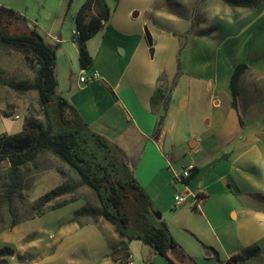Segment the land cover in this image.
<instances>
[{"label": "crops", "instance_id": "obj_1", "mask_svg": "<svg viewBox=\"0 0 264 264\" xmlns=\"http://www.w3.org/2000/svg\"><path fill=\"white\" fill-rule=\"evenodd\" d=\"M145 27L153 56L142 39L131 44L102 35L99 49L88 52L87 69L97 70L99 79L79 82L80 69L58 65L59 95L91 130L125 152L185 254L168 251L175 264H264V0H161ZM242 62L234 107L230 78ZM158 87L166 96L153 107ZM174 126L190 132L192 152L212 150L214 157L208 182L205 174L195 178L201 171L195 162L184 180L186 187L196 184V206L190 199L173 205L176 195L188 192L173 176L178 158L165 152L176 137ZM68 203L17 223L14 233L1 231L0 247L13 253L0 264H124L110 254L121 239L113 225L102 218L79 224L72 217L85 201L63 209ZM173 209L174 219L168 218ZM254 245L258 252L245 258ZM128 247L133 264H171L140 239Z\"/></svg>", "mask_w": 264, "mask_h": 264}, {"label": "trees", "instance_id": "obj_2", "mask_svg": "<svg viewBox=\"0 0 264 264\" xmlns=\"http://www.w3.org/2000/svg\"><path fill=\"white\" fill-rule=\"evenodd\" d=\"M71 1L67 0V8ZM95 4L96 0H85L74 15L81 67H88L91 63L85 47L86 41L102 28V21L108 19L109 8L105 4L104 14H91ZM0 47L21 52L29 62L34 72L32 79L7 80L4 83L19 93L36 90L43 116L41 119L35 111H31L25 116L21 131L0 134V161L3 163L5 157L7 163L6 181L0 188V202L11 206L13 196L20 188L17 168L33 161L39 152L46 150L72 168L79 177V183L95 193L99 206L85 204L73 214L72 220L79 224L97 223L102 218L111 223L121 238L111 248L110 254L114 259L126 260L129 256L128 242L132 239H140L153 246L171 264L175 263L167 255L168 251L173 254L178 251L181 256H185L167 224L154 217L151 198L135 178L125 152L104 135L91 130L75 108L59 95L54 47L43 39L35 27L27 25L24 16L3 5H0ZM245 68L244 62L237 64L230 78L231 103L234 107L239 92L238 77ZM165 96L161 88H156L151 98L152 106ZM162 118L160 115L157 125ZM240 121L242 123L241 119ZM69 190L68 184H58L45 192L38 203L45 204ZM66 203L68 202H57L53 208ZM82 217H90L91 220L80 221ZM257 252L258 247L254 245L245 250L244 256L251 258ZM12 253L8 246L0 248V257ZM238 257L239 255L232 256L228 262L231 263Z\"/></svg>", "mask_w": 264, "mask_h": 264}, {"label": "rangeland", "instance_id": "obj_3", "mask_svg": "<svg viewBox=\"0 0 264 264\" xmlns=\"http://www.w3.org/2000/svg\"><path fill=\"white\" fill-rule=\"evenodd\" d=\"M84 1L72 0L68 8L67 0H0V5L12 8L24 16L27 20V25L35 27L43 39L54 47L55 67L61 64H68L73 65V69L78 71L81 68L78 58L79 38L76 36L72 40V29H77L74 15ZM160 1L96 0L94 9L91 12L92 15L104 14V4L109 8L108 19L102 21L106 23L104 27V30H106L103 33V29H99L98 32L91 36L86 41V50L94 52L95 49H99L98 46L103 35L106 41L122 39L130 41L131 44L135 42L133 39H142L147 48V54L150 56L144 26L149 22L150 13L152 14L155 7L160 4ZM149 10L152 12H149ZM135 11L139 14L133 16L132 13ZM149 27L150 24H148L147 28ZM52 35L60 39L57 44L51 38ZM100 52L104 53L102 50ZM115 53L122 52L117 49ZM117 56L121 59L126 58L123 55ZM33 76L34 72L21 52L0 47V134H11L21 131L25 116L29 115L31 111H35L39 118H43L37 102L36 90L31 89L25 93H19L4 83L7 80L32 79ZM173 132L176 137L171 144H165V152H172L178 158L174 164L175 171L182 169L181 164L186 165L188 162H193L194 164L195 162L199 167L197 170H201L200 173L195 175V178H198V176L201 178L205 174V179L208 182L210 177L208 176L210 173L208 170H216L213 166L214 157L211 154L212 150L205 151L201 148L199 152L194 153L188 146V142L191 139L189 138L190 132H185L179 126H174ZM5 161V157L3 163L0 161V188L6 181L5 166L7 163ZM17 179L20 188L13 196L11 206L8 207L6 203L0 202V232L14 233L17 223L31 218L44 210L53 208L57 202H69V200L74 199V201L63 207V209L66 208L65 210H73L80 207L84 201L89 206H99L95 193L86 185L79 183V177L76 172L46 150L39 152L33 161L19 166L17 168ZM172 182L175 186L176 182ZM65 183L70 186L68 192L51 199L45 204L41 205L38 203V199L45 192L58 184ZM178 188L181 190L180 187ZM186 189L189 192H196L195 182H190ZM187 204H189V200H187ZM154 210L161 213L159 209ZM176 210L173 209L172 213H168V218H172ZM90 220V217L80 218V221ZM23 226L24 224L20 228L22 229ZM28 226L30 228V223Z\"/></svg>", "mask_w": 264, "mask_h": 264}, {"label": "built area", "instance_id": "obj_4", "mask_svg": "<svg viewBox=\"0 0 264 264\" xmlns=\"http://www.w3.org/2000/svg\"><path fill=\"white\" fill-rule=\"evenodd\" d=\"M78 34L77 29H72V38ZM56 42H59V38L57 36H53ZM99 72L95 69H87V67H81L79 70V77L78 80L79 82L82 83H89L91 81L99 79ZM190 170L192 169V163H188L185 165L181 170L179 171H173V176L174 178L180 182L183 186H185V179L189 178L190 176ZM187 199L191 200V203L193 206H196L198 203V196L195 193L192 192H185L182 194H178L175 196V201H174V207H178L181 204H183ZM124 264H133L132 260L128 256L126 260L123 261Z\"/></svg>", "mask_w": 264, "mask_h": 264}, {"label": "water", "instance_id": "obj_5", "mask_svg": "<svg viewBox=\"0 0 264 264\" xmlns=\"http://www.w3.org/2000/svg\"><path fill=\"white\" fill-rule=\"evenodd\" d=\"M133 16H136L137 15V11L133 12L132 13ZM145 30V36H146V39H147V43H148V46H149V54L150 56H153V52H154V48H153V45H152V38H151V35L150 33L148 32L147 28L145 27L144 28ZM121 51V50H120ZM6 163V161H5ZM154 216L157 218V219H160L161 218V213L159 212H153Z\"/></svg>", "mask_w": 264, "mask_h": 264}, {"label": "bare ground", "instance_id": "obj_6", "mask_svg": "<svg viewBox=\"0 0 264 264\" xmlns=\"http://www.w3.org/2000/svg\"><path fill=\"white\" fill-rule=\"evenodd\" d=\"M192 169H195V164L192 163ZM193 172V170H190V175Z\"/></svg>", "mask_w": 264, "mask_h": 264}]
</instances>
